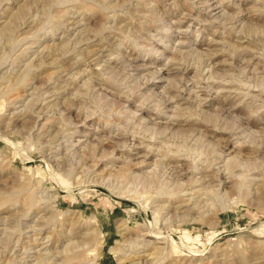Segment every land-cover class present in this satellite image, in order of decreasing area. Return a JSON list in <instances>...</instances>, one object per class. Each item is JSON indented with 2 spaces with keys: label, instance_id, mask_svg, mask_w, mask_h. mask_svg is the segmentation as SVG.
Listing matches in <instances>:
<instances>
[{
  "label": "rangeland",
  "instance_id": "1",
  "mask_svg": "<svg viewBox=\"0 0 264 264\" xmlns=\"http://www.w3.org/2000/svg\"><path fill=\"white\" fill-rule=\"evenodd\" d=\"M0 264H264V0H0Z\"/></svg>",
  "mask_w": 264,
  "mask_h": 264
},
{
  "label": "bare ground",
  "instance_id": "2",
  "mask_svg": "<svg viewBox=\"0 0 264 264\" xmlns=\"http://www.w3.org/2000/svg\"><path fill=\"white\" fill-rule=\"evenodd\" d=\"M98 51V50H97ZM22 77V76H21ZM19 79V78H18ZM16 80V79H15ZM18 82V81H17ZM137 118V117H136ZM145 161V159H143L142 161H139V165L140 164H142L143 162ZM228 173V172H227ZM30 201H31V199H30ZM32 202H30V204H31ZM34 203V202H33ZM42 203V202H41ZM96 223V222H95ZM95 223H93L94 225H95ZM96 225H97V223H96ZM100 227V226H99ZM122 227V226H121ZM127 230L128 228L127 227H123L121 230ZM94 229H92V231H93ZM153 232H155V231H153ZM92 233H94V232H91V234ZM102 233V232H101ZM152 233V232H151ZM87 234V233H86ZM95 234V233H94ZM100 234V233H99ZM125 234V233H124ZM149 234V233H148ZM97 235V234H96ZM100 236V235H99ZM157 236V235H156ZM159 236V235H158ZM186 238H190V236H189V234H187L186 235ZM149 243H150V241H148ZM148 242L146 243L147 245H148V247L147 246H145L146 247V249L144 250L146 253V255L145 256H147L148 258H149V256L150 255H153L154 253H157L158 251H159V249L161 250V248L159 247V246H156V245H149L148 244ZM145 244V245H146ZM116 249V248H115ZM144 255V254H143ZM76 256V255H75ZM142 256V255H141ZM145 256H144V258H145ZM134 257H135V255L133 256V257H130V256H126V258H130V259H133L134 260ZM138 258H140L139 256H137ZM153 257V256H152ZM155 257V256H154ZM135 259H136V257H135ZM147 259V258H146Z\"/></svg>",
  "mask_w": 264,
  "mask_h": 264
}]
</instances>
